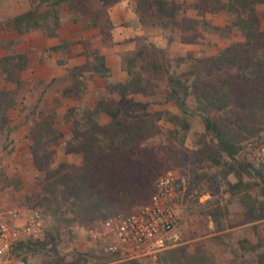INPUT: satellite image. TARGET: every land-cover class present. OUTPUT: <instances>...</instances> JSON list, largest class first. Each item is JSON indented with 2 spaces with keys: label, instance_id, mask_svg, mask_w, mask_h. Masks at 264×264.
Listing matches in <instances>:
<instances>
[{
  "label": "rangeland",
  "instance_id": "374dc122",
  "mask_svg": "<svg viewBox=\"0 0 264 264\" xmlns=\"http://www.w3.org/2000/svg\"><path fill=\"white\" fill-rule=\"evenodd\" d=\"M178 1L184 7L182 14L195 15V11L187 7L193 0ZM35 2L0 1V56L24 51L30 57V64L22 74L25 85L18 89L17 104L9 110L11 131L8 136L3 133L0 137V208L39 207L44 224L42 239L32 241L29 249L13 254L15 264H125V261H117L108 253L100 241L75 234L72 226L77 222L66 224L57 221L38 204L39 183L44 174L35 168L31 153L32 132L37 123L43 116L53 115L55 125L60 129V136L48 145L54 165L60 161L80 164L81 156L74 152L71 124L64 120L63 114L70 106H93L102 97L122 108L125 121L144 117L153 122L150 136L141 144L142 150H135L133 154L138 160L141 151L146 153L145 150L153 149L155 160H148L151 169L156 167L150 177L152 186L156 177L169 168L177 170L185 181L183 189L178 187L177 196L182 241L174 247L188 246V250H192L202 244L210 256L209 264H251L253 256H242L239 251H233L241 233L231 229L235 218L230 216L228 204L236 194L230 193L226 183L236 180L235 173L225 176L223 170L227 165H217L199 153V137L210 138L203 118L196 115L191 119V128L184 139L182 131L174 133L178 127L165 119L166 113H175V109L179 111L176 104L167 98L170 78L175 74L195 65L198 70L192 78L197 75L199 83L224 77L223 69L210 64L209 60L224 46L244 42L240 31L227 28L231 16L226 12H208L194 29L183 32L176 26H164L162 23L142 24L136 11V0H77L76 10H71L65 3L61 5L58 38L39 30L19 36L8 18L25 11ZM256 7L264 29V1ZM181 37H194V40L182 41ZM61 39L76 42L65 51L48 49L50 43L58 44ZM100 44H118L114 51L119 53L121 62L139 50L149 49L150 45L156 47V57H148L147 60L156 61L159 70H145L139 67L140 64L136 65L147 88L146 93L129 92L120 96L94 71L92 65V70L81 71L79 67L87 60L88 53L92 49L100 50ZM80 74L83 75L85 89L77 95L63 94L64 88L75 86ZM188 104L191 107L196 105L193 95L188 98ZM109 120V116L100 114L101 124ZM263 135L264 130L245 139L236 160L230 161L244 181L259 182L249 189L256 194H260L264 187V171L253 161L252 154L256 141ZM251 165L259 166L262 178L246 172ZM141 203L139 201L136 206ZM128 209L134 208L131 206L125 210ZM203 223L207 226L204 227ZM226 226L230 230L223 231ZM161 253L142 257L138 262L160 264L158 258Z\"/></svg>",
  "mask_w": 264,
  "mask_h": 264
},
{
  "label": "trees",
  "instance_id": "16d2710c",
  "mask_svg": "<svg viewBox=\"0 0 264 264\" xmlns=\"http://www.w3.org/2000/svg\"><path fill=\"white\" fill-rule=\"evenodd\" d=\"M263 1L194 0L187 7L195 9L197 17H186L178 0H136V11L142 24L162 23L164 26H176L184 32L194 29L200 22L199 17L205 13L226 12L231 16L227 28H234L244 36V42L231 43L210 57V64L223 69V78L199 83L197 75L192 78L198 70L195 65L170 78L167 98L176 104L181 114L166 113L165 119L180 130L175 128L174 133L182 131L184 139L191 128V119L196 115L203 118L210 138L199 137L197 141L201 157L217 165H227L223 174L227 176L234 172L236 176L234 182L228 180L226 183L230 193L239 195L240 201L247 206L251 202V209L260 213L261 217H264V203L249 194L251 185L259 182L244 181L230 161L236 160L245 139L264 130V29L256 7ZM63 3L76 10L77 0H36L34 5L8 18V21L19 36L39 30L58 38ZM181 40L191 41L194 37H181ZM74 42L61 39L60 43L48 49L65 51ZM156 54V47L150 45L149 49L139 50L123 60L127 78L114 83L110 79L111 70L106 58L97 49L88 53L87 60L79 68L90 71L93 66L94 71L120 96L129 92L146 93L147 88L136 65L140 64L139 67L145 70H159L156 61L147 60L148 57L155 58ZM29 64L30 57L24 51L0 56V137L3 133L8 136L11 131L9 110L17 104L18 89L25 85L22 74ZM84 89L83 75L80 74L75 86L64 88L62 93L77 95ZM192 95L196 101L194 107L188 104ZM100 114L109 116V122L101 124ZM122 114L118 104L104 97L93 106H70L66 109L63 118L71 124L74 152L81 156L80 164L60 161L54 165L48 145L61 132L53 115L40 118L32 132L31 153L35 168L44 174L39 183L38 204L43 206L45 213L66 224L77 222L91 227L112 214L135 210L139 201L143 202L140 205L149 201L152 194L150 177L156 167L151 169L148 160H155L154 153L152 148L145 150L146 153L141 151L138 160L133 154L135 150H142L141 144L150 136L153 122L144 117L125 121ZM246 172L262 178L259 166L251 165ZM260 192L264 195V187ZM145 193L148 196L144 197ZM131 206L134 209L125 210ZM203 226L207 224L203 223ZM31 243L32 240L20 241L11 253L19 254L29 249ZM233 251H239L242 256H253L251 264H264V238L261 236L256 242L247 237L237 238ZM161 254L158 258L160 264L210 263V256L202 244L192 250H188V246L172 247ZM125 264L140 263L137 259H130Z\"/></svg>",
  "mask_w": 264,
  "mask_h": 264
},
{
  "label": "built area",
  "instance_id": "2783aa9c",
  "mask_svg": "<svg viewBox=\"0 0 264 264\" xmlns=\"http://www.w3.org/2000/svg\"><path fill=\"white\" fill-rule=\"evenodd\" d=\"M252 159L264 171V135L256 141ZM179 186L185 181L169 168L156 177L147 203L129 213H115L89 227L75 223L72 231L80 237L100 241L117 261L156 256L182 241L177 212ZM44 236L39 207L0 208V264H15L12 248L20 241H37Z\"/></svg>",
  "mask_w": 264,
  "mask_h": 264
},
{
  "label": "crops",
  "instance_id": "0c3cea01",
  "mask_svg": "<svg viewBox=\"0 0 264 264\" xmlns=\"http://www.w3.org/2000/svg\"><path fill=\"white\" fill-rule=\"evenodd\" d=\"M193 10L195 11V9H193ZM195 13H196V11H195ZM205 15H206V13H205ZM186 17H189V16H186ZM193 17H197V16L194 15ZM203 17H199V19L201 20ZM140 31H142V30H140ZM137 34H140V32L138 31ZM115 39H116V37L114 36L113 40H115ZM98 40L99 39H97V41ZM55 44H57V42L56 43H50V46H53ZM99 47H100L99 51L105 56L106 63L111 70L110 79H112L114 82L124 81L127 78V73L123 69L119 53L116 54L114 51V50H116L117 47H119V45L114 44L111 46V45H101L100 44ZM174 112L179 114V111H177L176 109L174 110ZM249 194L252 198L257 199L259 201H262L264 203V195L262 193L256 194L255 191H253L251 189L249 191ZM228 208H229L230 216L235 218V222L233 221L234 226L231 229L236 230L235 232H240L241 233L240 237H247L252 242H256L258 240L259 235L262 238H264V217H261L260 213H257L255 210L251 209V202H250V205L247 206V205L243 204V202L240 201L239 195H235L233 197L232 203L228 204ZM228 224H230V223H228ZM227 230H230V228L228 226H226V228L223 229V231H227Z\"/></svg>",
  "mask_w": 264,
  "mask_h": 264
}]
</instances>
